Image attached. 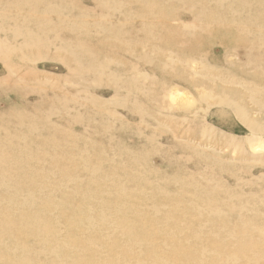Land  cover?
I'll return each mask as SVG.
<instances>
[{"label": "rangeland", "instance_id": "obj_1", "mask_svg": "<svg viewBox=\"0 0 264 264\" xmlns=\"http://www.w3.org/2000/svg\"><path fill=\"white\" fill-rule=\"evenodd\" d=\"M151 1L158 11L58 0L68 16L48 18L32 10L37 0H0V220L26 198L69 243L59 208L86 203L93 219H113L96 226L99 264L118 259L132 222L157 258L172 260L196 231L200 264H225L230 251L212 245L241 248L237 264H264V0L235 11ZM90 164L100 169L91 176ZM0 233L30 252L50 247L36 224Z\"/></svg>", "mask_w": 264, "mask_h": 264}, {"label": "bare ground", "instance_id": "obj_2", "mask_svg": "<svg viewBox=\"0 0 264 264\" xmlns=\"http://www.w3.org/2000/svg\"><path fill=\"white\" fill-rule=\"evenodd\" d=\"M110 1L115 2V0H100V4L101 6H103V4H107ZM137 1H141L143 6L146 5V7H148V9H151V10L158 11L160 7L158 3L151 1V0H137ZM247 4H250L248 0H234V1L217 0L218 8H224L227 11H235L239 7L245 6ZM32 8H33L32 9L33 11L38 10L42 12L43 15H46L48 18L52 14H57L58 16L65 14L68 16L67 14L68 10H66V7L64 5H61L58 2V0H50V1L37 0V3L34 4ZM50 9H53L54 13L47 14V12ZM212 16H213L212 20H215L214 15ZM216 22H219V21L217 20ZM18 24H21V21H18ZM237 24L242 25V29L244 31L245 30L249 31L250 30L249 28L251 29L253 28L251 27L253 26V23L251 21L250 22L247 21L243 24L242 23H237ZM54 26L57 27L58 25H54ZM0 29H1V26H0ZM217 29L216 31H218ZM227 29L226 31H228L230 28L228 30ZM216 31H213V32H216ZM257 32L259 33L261 31L258 30ZM16 33H20V31L14 32V36L16 35ZM226 33L229 34V32H226ZM213 36L214 35H212V37ZM214 38L213 40L212 38L210 39L214 41ZM255 39L259 41L258 37H255ZM220 41L219 43L222 42ZM1 42L7 44V40H2ZM7 46L9 48L11 47L10 44H7ZM0 49L2 50L3 48H0ZM184 106L187 107V105L185 104ZM95 159L97 161H101L102 156H96ZM83 163H85L84 159H83ZM91 165L92 164H90L87 167L88 170L89 168H91V170L88 171L87 173L89 176H91L93 173L100 170L98 167H91ZM93 168H96V170H94ZM24 186L26 187V185ZM78 188L79 187H77L76 189ZM36 192L41 193V191L40 192L36 191ZM16 197L17 195H13V196H10L9 198L15 199ZM21 198L22 197L18 199V202H19L18 207H16L13 211H11V212L17 213V216L15 218L4 217L3 220H0V230L6 231L9 233L19 234L23 229L30 227L32 224H36L40 226L43 230V233H47V236H48L46 241L44 240L40 242H43L44 244H50V247L47 249L39 250L37 252H30L27 249L28 245L24 243H20V242L15 243L11 238H9L8 234L0 233V264H99L97 260L92 258L95 256V253L100 252L104 254L103 238L98 236L96 232V226L101 225V224H103V226H106L108 224L111 225L113 222V219L109 218V220L108 219L104 220L103 213H98L96 215V220L93 219L92 217L93 213L91 212V208L86 207L85 206L86 203H83V207L80 205H74V206L68 205L66 207H61L59 208V211H60L59 215L62 217L61 220L63 223L67 224L66 228L72 231V233L67 235L69 243L63 242V244H60L58 243L59 232L58 230H55L56 228L53 225V222L52 224L50 223L52 220L51 217L40 216V213L38 211L30 210L29 206L32 204V200H29L26 198L21 199ZM42 203H43V206L48 207V204L53 203V202L51 200L44 199L42 200ZM177 212L178 214H182V211H180L179 209H177ZM19 214H20V218L18 216ZM121 221L122 222L120 223L122 225L127 224L125 223L126 221H123V220ZM96 222L97 224H94ZM11 223L14 224L13 229L6 228ZM20 224H23L24 226L19 227ZM135 226H136L135 222H132L129 228L124 230L123 233L118 234V236H122L121 237L122 239L127 238V242L125 246L122 248L121 254L116 256V258L120 259L121 261L118 259H113L114 257L106 254V257H104V260L106 259V262L103 264H116V263L132 264L131 261L136 258V255L134 252L135 248L138 249L137 255L140 256V260H135L136 264H172L173 262L174 263L179 262L181 264H187V263L200 264L198 258L195 257V254L190 253V244H189L190 239H192L193 241L195 240L201 241L200 233H196V231H190L191 232L190 237L188 239L185 238L184 245L178 244L177 247L174 248L175 252L172 255V260H170L167 258H157L155 249H150L149 247H145L143 245V242H144L143 238L137 236L138 232H136ZM178 229L179 228L174 227L171 235L172 236L177 235L179 232ZM106 233H110V232H106ZM143 234L147 235V233H143ZM51 237H53V241H51ZM32 238H34V236H32ZM48 241H50L51 243ZM162 244L166 246L168 245L166 241H162ZM200 245H202L203 247L205 246V244H202V243H200ZM212 246L213 248H218L220 250L230 251L226 255L225 264H237V262L242 258L241 248L233 251V249L228 247L227 245H220V246L212 245ZM59 248L62 250L61 252H59L58 250ZM77 248H78V251H76ZM176 249H179V250L176 251ZM125 257H128L131 260L127 261ZM11 258L13 260H11Z\"/></svg>", "mask_w": 264, "mask_h": 264}]
</instances>
